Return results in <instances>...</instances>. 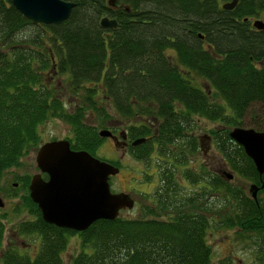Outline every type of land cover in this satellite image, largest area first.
Listing matches in <instances>:
<instances>
[{"label": "trees", "instance_id": "obj_1", "mask_svg": "<svg viewBox=\"0 0 264 264\" xmlns=\"http://www.w3.org/2000/svg\"><path fill=\"white\" fill-rule=\"evenodd\" d=\"M71 1L68 17L54 24L34 23L10 0H0V174L38 146V125L48 118L69 125L71 148L92 151L101 136L94 124L85 123L84 112L102 122L107 100L118 114L130 115L137 107L157 118L152 140L133 147L140 161L158 153L156 184L139 215L99 218L76 231L41 218L28 196L26 174L18 179L20 207L30 217L18 220L14 230L39 241L30 252L10 243L2 247L0 211V264H63L61 252L73 233L80 248L70 264H213L205 240L211 222L252 232L253 249L261 256L253 264H264V195H258L264 192V172L258 175L228 135L250 103L264 106V28L243 20L264 9V0H238L231 8L217 0H115L113 7L106 0ZM105 14L115 19L114 27L99 24ZM52 72L61 77V90L78 97L71 110L47 82ZM193 75L213 93L191 83ZM199 116L218 121L208 133L230 169L263 183L255 199L204 167L201 181V167L184 166L198 148L190 131ZM253 126L264 129L263 123ZM138 130L146 132L142 125ZM181 178L196 189L180 191ZM213 192L227 210L212 221L210 212L221 211L218 204H207ZM223 261L230 264L228 257Z\"/></svg>", "mask_w": 264, "mask_h": 264}, {"label": "rangeland", "instance_id": "obj_2", "mask_svg": "<svg viewBox=\"0 0 264 264\" xmlns=\"http://www.w3.org/2000/svg\"><path fill=\"white\" fill-rule=\"evenodd\" d=\"M263 15L264 11L259 14L260 18ZM168 52L171 53L172 50H168ZM46 75H48L47 82L53 84L56 87V90L60 94L64 106L69 110L75 107L78 97L75 94H70L60 89L62 84L61 77L54 72L47 73ZM190 82L195 83L200 87L204 86L209 92L213 93L212 88L209 87L207 83L198 76L193 75L190 78ZM214 97L217 101H219V103L223 104V101L220 99V97L217 95ZM107 107L108 113H113L112 108L110 106ZM83 120L88 124L95 123L97 125L96 131L103 128V122H100L96 115L90 110H86L84 112ZM253 122L264 124V106L259 102H252L249 104L248 108L239 120L238 125L253 128ZM194 124V136L197 137L199 135L202 138V134L208 133L209 130L217 126L218 121L209 120L205 117L199 116V118H196ZM38 135L40 144L46 140L70 138L71 129L64 121L60 120L59 118L52 117L44 120L38 125ZM100 138L101 140L99 144L90 152L96 157L102 159L117 158L120 150L114 148L111 149L107 145V139L102 136ZM203 138L202 139L205 140V137ZM36 149L37 147L29 150L27 153L21 156L17 165L3 170L0 174V197L3 200V206L0 207V211L4 215L5 226L2 237V247H4L7 243H10L23 251L30 252L35 247V244H37L39 241L38 237H35L33 234L18 236L14 230L15 223H17L18 220L30 217V214L20 207V195L23 192V186L20 182H18V179L22 178L26 174L30 176V174L37 171L34 161ZM155 153L156 151L153 150L149 159L143 161L136 159L134 156H132V154L128 153L129 155H125L123 158L124 166L121 167L119 173L109 177V188L111 191L115 192L128 190L127 192H130V195L133 198L132 207L121 209L119 211L120 216L131 217L139 215L140 206L146 204L149 201L147 195L155 187L157 180L155 157L158 155V153ZM206 153L207 154L203 160H201V152L199 148H197V150H195L189 156V159L184 164V166L193 167L197 164V162H201L205 169L213 170V168L218 167V163L221 162L222 170H231L230 167L223 161L220 153L212 144V142L210 149L208 151L206 150ZM144 172L146 175L143 174ZM231 173L232 177L228 178L227 181L230 184H234L240 188L242 192L249 194L248 186L250 181L233 172V170ZM147 174V178H150L149 180L146 178ZM180 182V184L183 185L181 188L182 190L180 191H183V193H187L193 189H196V184H190L184 178H181ZM12 192L15 194L11 195ZM213 193L214 194H208L207 204H211L213 207H215L214 205L216 204H218L217 206H221L222 200L220 198V194H215V192ZM216 195H218L217 198L215 197ZM258 195H264V192H259ZM14 206H18V211L14 209ZM213 207H211V209L214 210ZM224 210H227L226 206H221V211L219 212L211 211V220L213 221V218H218V216L216 217V214H221L224 212ZM211 224L212 225H210L206 230L205 240L210 246V260L213 264H223V260L227 257L230 264H253L259 260V257H261L259 255L260 253H255L253 249L254 235L252 232L240 231L237 230L236 227L232 226H214L212 222ZM239 233H241V235ZM79 248L80 239L77 233L69 234L65 247L61 252L63 264H70L69 260L71 254L77 252Z\"/></svg>", "mask_w": 264, "mask_h": 264}, {"label": "water", "instance_id": "obj_3", "mask_svg": "<svg viewBox=\"0 0 264 264\" xmlns=\"http://www.w3.org/2000/svg\"><path fill=\"white\" fill-rule=\"evenodd\" d=\"M110 3L111 1L108 0ZM235 0L222 4L231 8ZM10 3L32 22L57 24L66 19L73 1L69 0H10ZM99 24L114 27V18L102 16ZM252 25L264 27L261 19H254ZM99 136L109 135L105 128L97 130ZM229 137L242 146L244 153L251 159L260 176L264 172V129L240 125L231 126ZM138 138L132 143L141 141ZM37 171L32 173L27 184L28 196L36 204L41 218L59 227L76 231L85 229L99 218L112 219L121 209L130 208L133 198L127 191H111L108 177L118 168L104 159L92 155L85 149L70 148L66 138L51 139L40 143L34 155ZM45 172L47 177H41ZM232 177L231 172L226 178ZM250 182L249 194L256 198L261 187ZM3 200L0 197V207Z\"/></svg>", "mask_w": 264, "mask_h": 264}, {"label": "flooded vegetation", "instance_id": "obj_4", "mask_svg": "<svg viewBox=\"0 0 264 264\" xmlns=\"http://www.w3.org/2000/svg\"><path fill=\"white\" fill-rule=\"evenodd\" d=\"M69 1H71V0H69ZM110 1L111 2L109 3L108 0H106V4L108 7H110V6L113 7L115 5V0H110ZM217 1L220 4V6L222 7L223 3L231 1V0H217ZM237 2H238V0H235L234 5ZM263 11H264V9H261L254 15H251V16L249 15L247 17H243V20L247 19L248 23L252 26L251 28L262 29L264 27H262V28L254 27L252 25V21L254 19H261L264 22V15L261 18L259 16V14ZM105 16L111 18L110 16H108V14H105ZM253 62H254V64H257V65L260 64V62L257 60L256 61L254 60ZM107 106H110V104L106 100V107ZM136 109H137V107H136ZM136 109L130 115H121V114H118L114 111H113V113H108V110H107L105 113V116L102 119V122H103L102 127L109 131V135L102 136V137H105L107 139V145L111 149L114 148V149L120 150L117 158L115 157L114 159H104V160L108 161L109 163L115 165L118 168L117 172L114 174H110L109 177L119 173L121 167L124 166L123 158L125 157V155L132 154V156H134L133 155L134 154V150H133L134 146H137L140 142H143L145 140H152L153 135L156 133L157 118L154 117V115L151 116L147 112H142V111H139ZM93 124L95 126H97L95 123H93ZM141 125L143 126L144 130L146 131L142 135L138 134V133H140L138 128ZM190 132L192 135H194L193 129ZM203 137H205V140H203L204 139ZM138 138H142V140L133 144L132 142ZM196 138H197V144H198L197 146H198V148L201 152V156H202L201 160H203V158L207 154L206 150L208 151L210 149V146H211V142H210L211 135L209 133H203L202 134L203 139L199 135ZM152 143L154 145L155 142L152 141ZM88 152H90V151H88ZM91 154H93V153H91ZM199 167H201L200 172H197V173L200 175V180L202 181L203 177H204L203 171H202L203 167H204L203 164L201 162L200 163L197 162V164L194 165L192 168L198 170ZM210 171H212L213 173H215L216 175H218L219 177H221L225 180H227L226 173L229 171L232 172V170H229V171H225L224 169L222 170L221 162L218 163V167H215V168H213V170H210ZM143 174H145V172ZM41 177L46 178L47 177L46 173L41 172ZM109 177H108V182H109ZM201 183H203V182H198L197 185H199ZM126 191H128V190H126ZM128 193H130V192H128Z\"/></svg>", "mask_w": 264, "mask_h": 264}]
</instances>
